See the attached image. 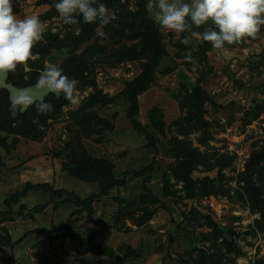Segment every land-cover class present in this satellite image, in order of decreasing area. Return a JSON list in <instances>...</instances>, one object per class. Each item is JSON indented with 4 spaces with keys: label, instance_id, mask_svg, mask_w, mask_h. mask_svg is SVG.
<instances>
[{
    "label": "rangeland",
    "instance_id": "374dc122",
    "mask_svg": "<svg viewBox=\"0 0 264 264\" xmlns=\"http://www.w3.org/2000/svg\"><path fill=\"white\" fill-rule=\"evenodd\" d=\"M44 1L12 0L13 14L19 18L35 15L45 28L44 39L32 49L34 58L27 67L18 66L16 70L24 75L31 71V63L41 58L37 52L47 44L45 36L70 43L67 38L80 33L78 24L63 25L53 0ZM119 1L128 12L138 10L140 0ZM101 2L116 16L121 14L120 6ZM149 3L155 0H147L146 8L166 44L167 55L150 89L139 97L137 121L144 131L153 133L149 115L155 114L168 127L166 139L176 136L170 124L179 116L184 119L186 114L179 106L198 84L215 106L204 105L205 127L195 123L188 128L187 141L201 159L192 178L217 179V190L221 179V201L213 205L215 195L211 194L187 199L182 182L172 176L174 160L167 152L165 138L155 143V151L148 148L145 133L136 130L126 117L129 104L125 88L141 73V66L138 62L115 64L109 58L113 48L110 29L124 31L112 22L105 28L98 27L96 38L83 43L77 52L81 54L93 45L105 49L93 58L86 56L89 85L77 86V104L63 107L61 115L48 120L45 127L38 125L36 140L19 135L18 126L0 127V264H264V232L254 226L260 215L235 196L242 185L238 184L239 174L250 156L260 155L264 146V27L255 39L216 50L190 32L160 30L155 22L157 9L149 8ZM192 31L202 33L204 26L193 27ZM185 37L191 41L189 49L179 51L177 43ZM60 50L43 59V67L59 65L69 49ZM198 50L203 55L196 54ZM189 53L192 61L185 59ZM93 93L113 99L104 109L90 112L112 127L87 137L89 128L80 126L72 113L81 109ZM259 106L263 107L261 114L245 125ZM78 140L87 156L114 165L119 182L108 196L95 200L90 210L76 208L72 197L52 192L60 189L82 199L98 192L97 185L81 183L64 170L68 162L63 149ZM151 164L153 169L147 176L127 175L123 179L125 172L140 171ZM220 164L226 166L221 169ZM37 184H46L52 190L28 188ZM208 219L233 232L232 238H227L229 248L223 247L221 239H211L213 229ZM65 226L68 229L61 231Z\"/></svg>",
    "mask_w": 264,
    "mask_h": 264
},
{
    "label": "trees",
    "instance_id": "16d2710c",
    "mask_svg": "<svg viewBox=\"0 0 264 264\" xmlns=\"http://www.w3.org/2000/svg\"><path fill=\"white\" fill-rule=\"evenodd\" d=\"M44 2L47 3L46 0ZM105 2L108 4L114 3L113 5L120 6L121 14L117 15L118 18L113 21V23H116L124 30L116 31L114 29H110V42L113 45V48L110 52L111 57L109 58H111L115 64L138 62L141 66V73L138 77L129 82L125 88V94L129 104L126 117L136 127V130L145 133L148 148L155 151V143H161L160 137L165 138L164 142L167 143V152L174 160L172 176L175 177L177 181L182 182V188L185 191L187 199L191 200L201 198L210 194L215 195L218 199H221V179H218L219 190H216L214 182L217 179L211 180L205 177L204 179L198 181L192 178V173L197 168V165L201 163V159L198 150L195 148L192 149L191 145L187 141V138L190 135V130L188 129L189 127L195 123H200L202 126L204 125L203 127L207 125L203 122L202 118L204 114V105L211 104L212 106H215V104L212 103L210 97L201 88H199V85L197 84L191 91L187 92L186 90L187 96L183 103L179 106L180 111L183 114H186L184 119L182 120V117L179 116L170 124L171 128L169 129L172 130L171 132H176V136H171V138L169 137L166 139L165 131L168 130V127L165 122H161V119L157 118L155 114L149 115V121L152 128L151 130L154 132L150 133L148 131H144L137 121V117L140 112L138 100L140 96L145 94L150 89L156 72L158 71V67L163 58L167 55L166 44L163 42L162 36L160 35L156 24L147 11V0H140L138 2V10L135 11V13L125 10L124 6L120 5L119 0H105ZM52 6H54V3ZM47 16H51V14L48 13ZM122 19L131 20L128 23L126 21H122ZM78 25L80 27V33L76 36L71 34L70 37L67 38V41L70 43H59L57 36H45L47 44L44 45L41 51L39 50V52H37V54L41 55V58L36 62L34 61L31 63V71L24 75L22 74V70L18 72L16 71L18 70L17 67L14 72L8 73L9 82L18 88L35 84L36 80L39 78V74L41 72L40 70L45 68L43 67V59L48 58L53 50L59 52L62 48H68L67 57L59 64L63 70V74L70 79L74 78L78 80V85L80 86L84 87L87 85L88 83L86 81L85 74L89 70V67L86 66V56L93 58L95 54L103 53L105 49L103 47H93V45L89 48V50H86L81 54H77L83 43H88L96 38L95 30L98 27H101L98 23L84 24L82 19ZM102 27L105 28L107 26ZM123 42H135V44L126 45L122 44ZM177 44L179 46L177 47L179 51L189 49V45L185 46L181 42ZM201 50H198L196 54L203 55V51ZM44 102L53 106V111L50 114L38 113L37 107L39 103H36L30 106L23 115L18 113L13 116L11 112V103L8 100V93L6 91H0V127L7 126L6 129H8V126L10 125L18 126L17 133L19 135L23 137L30 136L32 140H36L37 137H34V134L36 133L38 125L45 127L48 120L57 119L61 115L62 108L70 103L68 100L64 99L63 96L56 98L54 95L46 97ZM112 102L113 99L108 98L106 95L93 93L85 99L84 105L81 109L72 113L73 117L80 124V126L85 125V127L87 126L90 129H88V134H86L87 137L92 134L98 135L100 134V130L112 127L107 120L101 119L98 115H96V113H90L92 110L104 109L105 106L110 105ZM262 111L263 107L259 106L254 112L252 119L246 120L244 124L247 125L254 119H257ZM82 114L84 115V118L80 117ZM34 122L36 123L34 124ZM197 131H199L198 128ZM179 137L181 138L178 139ZM260 150L262 155L260 157H256L259 155V152L253 153L245 165L244 171L239 174L238 184L240 185L241 183L242 185L239 186L240 191H237L235 196L240 202L248 205L252 213H259L260 219L255 222L254 226L257 231L264 232V146ZM63 151L66 153L65 157L68 162L64 164V170L68 172L69 176L77 179V181H80L81 183L95 184L98 187L97 193H93L84 199L72 192L61 191L60 189L52 191L54 193L58 192L60 195L65 194L68 197H72L75 203L73 205L76 208L84 207L85 210H90L91 205L95 200L108 196L112 189L119 184L118 179L114 176V165L106 160H95L87 156L88 154L79 140L74 144L66 145ZM53 156L58 157L57 153H54ZM220 165L221 169L226 166V164ZM152 169L153 164H151L148 168L144 167L142 170L132 172L130 174L125 172L123 179H125L127 175H133L134 177L147 176L148 172ZM219 174L221 173L219 172ZM28 188L47 192H51L52 190L51 187L46 184L28 185ZM194 212L196 213V211ZM207 224L213 229L210 233L212 237L211 239L214 240V242L221 239L223 247H228L230 244L228 243L227 237L232 238L233 232L225 226L216 225L217 223L212 221V219H208ZM67 229L68 227L65 226L61 229V231L63 230V232H65ZM224 234L227 235L226 238ZM76 249L77 247L75 250ZM219 261L220 257L216 263ZM195 263L198 262L193 261V264ZM200 264H203V261H201Z\"/></svg>",
    "mask_w": 264,
    "mask_h": 264
},
{
    "label": "clouds",
    "instance_id": "9594fccd",
    "mask_svg": "<svg viewBox=\"0 0 264 264\" xmlns=\"http://www.w3.org/2000/svg\"><path fill=\"white\" fill-rule=\"evenodd\" d=\"M53 3L63 25H77L82 19L84 24L98 23L102 27L117 19L101 0H53ZM148 7L157 9L155 22L160 30L175 34L190 32L216 50L255 39L264 27V0H155ZM201 26H204L202 33L192 31L193 27ZM44 32L39 17L19 18L13 14L12 0H0V75L14 72L18 66L27 67V62L34 58L32 49L44 39ZM100 36L105 34L101 31ZM181 43L187 46L191 41L185 37ZM185 59L192 61L191 54ZM78 83L64 75L58 64H47L34 86L35 91L42 93L37 112L53 111V106L43 101V95L63 96L77 104ZM34 103L33 89L17 90L11 99L12 115L26 112Z\"/></svg>",
    "mask_w": 264,
    "mask_h": 264
},
{
    "label": "water",
    "instance_id": "95a60500",
    "mask_svg": "<svg viewBox=\"0 0 264 264\" xmlns=\"http://www.w3.org/2000/svg\"><path fill=\"white\" fill-rule=\"evenodd\" d=\"M8 78H9V74L8 73L5 74V75H0V91H6L8 93V100H9L10 103H11L12 97L17 94V90H19V89H26V88L27 89H33V96L36 98V103H39L40 97L42 96V93H40L38 91H35V87L34 86H35L37 80H36L35 84H33V85L25 86V87H22V88H18L16 86H14L11 82H9ZM234 82L241 86V84L237 80H235ZM49 95H53V94H49ZM49 95H43V101ZM55 97L56 98H59L57 96H55ZM36 103H34V104H36ZM24 113L25 112H21L19 114L20 115H23ZM261 155H262V153H260L259 156H261ZM215 186H216V190H217V188H218V182L217 181L215 182ZM224 236H225V238L227 237V235H225V234H224Z\"/></svg>",
    "mask_w": 264,
    "mask_h": 264
},
{
    "label": "built area",
    "instance_id": "2783aa9c",
    "mask_svg": "<svg viewBox=\"0 0 264 264\" xmlns=\"http://www.w3.org/2000/svg\"><path fill=\"white\" fill-rule=\"evenodd\" d=\"M213 200L211 201L213 205H215V203L217 202L216 200L218 201H221V199H218L217 197L213 196Z\"/></svg>",
    "mask_w": 264,
    "mask_h": 264
}]
</instances>
